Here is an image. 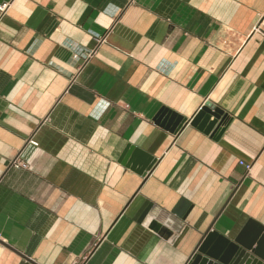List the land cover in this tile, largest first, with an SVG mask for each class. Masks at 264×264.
I'll use <instances>...</instances> for the list:
<instances>
[{"label": "crops", "instance_id": "obj_1", "mask_svg": "<svg viewBox=\"0 0 264 264\" xmlns=\"http://www.w3.org/2000/svg\"><path fill=\"white\" fill-rule=\"evenodd\" d=\"M4 2L0 264H187L264 227V0Z\"/></svg>", "mask_w": 264, "mask_h": 264}, {"label": "water", "instance_id": "obj_2", "mask_svg": "<svg viewBox=\"0 0 264 264\" xmlns=\"http://www.w3.org/2000/svg\"><path fill=\"white\" fill-rule=\"evenodd\" d=\"M3 1L9 0H0V2ZM228 121L227 115L222 109L207 101L189 122L205 133L215 135L221 134ZM157 122H162V124L167 122L168 125L172 123L175 128L183 122V118L165 111L157 119ZM125 154L126 156L123 157L125 159L131 154L129 162L133 166L137 162H141L139 169L141 172L151 169L153 165V160L145 158L143 153L138 150L128 148ZM189 209V202L182 199L175 207L174 212L185 217ZM153 226L158 227L156 223H153ZM24 258L28 264H35L28 257L24 256ZM187 264H264V227L250 222L233 240L209 228Z\"/></svg>", "mask_w": 264, "mask_h": 264}, {"label": "built area", "instance_id": "obj_3", "mask_svg": "<svg viewBox=\"0 0 264 264\" xmlns=\"http://www.w3.org/2000/svg\"><path fill=\"white\" fill-rule=\"evenodd\" d=\"M7 6H8V3H7V2L0 3V11H1V12H4V11L6 10V8H7ZM102 41H103V40H102ZM241 163L244 164L245 167H246L248 170H250V168H251V165H250V164L244 163L243 161H241ZM11 164H12L13 166H15V167H27V164H26L24 161L20 160L18 157L15 158V159L12 161Z\"/></svg>", "mask_w": 264, "mask_h": 264}]
</instances>
